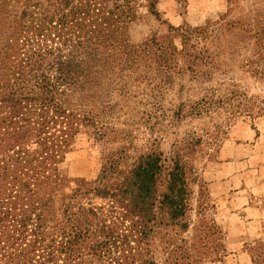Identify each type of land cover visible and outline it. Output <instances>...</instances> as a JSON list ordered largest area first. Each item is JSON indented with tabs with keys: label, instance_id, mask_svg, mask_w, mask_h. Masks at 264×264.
I'll use <instances>...</instances> for the list:
<instances>
[{
	"label": "rangeland",
	"instance_id": "1",
	"mask_svg": "<svg viewBox=\"0 0 264 264\" xmlns=\"http://www.w3.org/2000/svg\"><path fill=\"white\" fill-rule=\"evenodd\" d=\"M150 2L133 1L136 16L104 66L98 97L78 101L101 135L80 126L57 165L62 187L54 176L33 187L55 202L57 216L65 201L72 212L91 208L97 234L102 226L116 231L111 249H124L130 264H264V116L244 108L264 102V0ZM23 3L4 0L2 9L19 14ZM146 154L165 167L156 195L169 166L184 165L186 227L156 203L141 233L136 221L114 220L118 207L108 197H68L81 182L91 187L108 158L118 173ZM85 254V264H104Z\"/></svg>",
	"mask_w": 264,
	"mask_h": 264
},
{
	"label": "trees",
	"instance_id": "2",
	"mask_svg": "<svg viewBox=\"0 0 264 264\" xmlns=\"http://www.w3.org/2000/svg\"><path fill=\"white\" fill-rule=\"evenodd\" d=\"M3 1L0 264H85L86 250L104 257V264H130L124 249H111L119 237L116 231L109 233L102 226L97 234L91 208L72 212L65 201L57 216L55 202L38 196L33 183L54 176L57 187H62L57 165L80 126L90 124L78 101L98 97L104 66H111L117 47L124 45L122 29L136 16L134 0H24L19 14L5 12ZM154 3L151 0V9ZM244 108L248 116H264V102ZM90 126L101 135V127L94 122ZM163 170L160 156L153 154L138 156L127 171L118 173L117 163L108 158L91 187L81 182L68 197L88 193L108 197L118 207L114 220L136 221L141 233L154 219L158 203L184 228L189 209L185 167L179 161L169 166L165 191L156 195ZM113 176L110 182L108 177Z\"/></svg>",
	"mask_w": 264,
	"mask_h": 264
}]
</instances>
